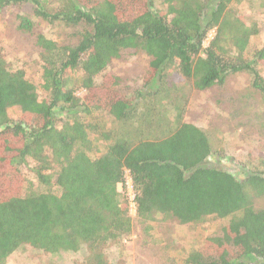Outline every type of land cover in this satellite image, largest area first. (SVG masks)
Wrapping results in <instances>:
<instances>
[{"label":"trees","instance_id":"obj_1","mask_svg":"<svg viewBox=\"0 0 264 264\" xmlns=\"http://www.w3.org/2000/svg\"><path fill=\"white\" fill-rule=\"evenodd\" d=\"M53 1L55 14L42 0H0V10L32 3L35 16L50 24L81 29L75 46L36 36L43 51L40 87L48 95L42 102L24 71L9 70L0 51V264L24 246L50 254L86 247L94 264H110L104 246L125 241L134 230L119 191L126 172L141 225L230 219L179 264H264V206H257L258 200L264 204V169L239 180L224 166L210 164L207 134L181 116L174 120L176 129L162 136L115 137L94 159V143L80 117L101 110L137 134L144 125L156 129L161 119L172 128L165 110L145 105L140 113L142 101L160 98L171 70L201 91L245 73L264 101L259 67L264 48L249 50L257 27H248L230 9L246 0H162L163 10L155 9L153 0ZM19 30L33 33L34 23L20 17ZM212 31L215 37L205 48ZM131 51L151 58L144 88L123 97L117 78L98 88L95 79ZM73 74L88 92L83 100L71 86ZM12 108L21 111L18 121L9 116ZM58 114L65 116L60 128ZM28 161L34 163L38 188L29 183L24 193L21 165ZM150 229L147 225L145 232Z\"/></svg>","mask_w":264,"mask_h":264},{"label":"rangeland","instance_id":"obj_2","mask_svg":"<svg viewBox=\"0 0 264 264\" xmlns=\"http://www.w3.org/2000/svg\"><path fill=\"white\" fill-rule=\"evenodd\" d=\"M42 1L48 12L56 13L57 8L53 0ZM153 1L155 9H164L162 0ZM230 9L242 17L248 27H257V34L250 39L249 50L254 52L263 49L264 0H246L241 4H232ZM20 17H28L34 23L33 33L19 30ZM80 32V28H70L62 22L50 24L35 16L32 3L0 10L2 56L9 70L24 71L26 79L37 88L41 102L45 101L48 95L40 87L43 51L36 45V36L42 34L59 46L66 47L79 43ZM215 34L216 31L209 33L204 43L205 48L209 46ZM150 62L151 58L143 52H127L114 60L107 70L95 79L96 86L99 88L117 78L120 81L121 96L134 97L133 95L144 88ZM259 67L264 77V62H261ZM78 75L71 76V86L77 89L76 95L83 100L88 92L77 86ZM165 87L162 88L160 98H147L144 105L142 101L140 113H143L145 105L165 110L167 118L173 122L172 128L161 122V119L163 124L158 125L159 122L156 129L149 131L144 125L143 134H137L130 125L119 124L101 110L80 114L94 143V150L90 155L94 159L100 157L113 144L115 137L122 135H133V139L138 141L146 135L157 137L167 134L176 129L174 120L181 116L184 123L193 124L207 134L213 148V155L208 160L210 164L224 166L239 180L245 179L247 173L255 168L264 169V101L261 94L252 87L247 74L231 75L223 85L201 91L193 86L192 81L171 70ZM8 113L13 120L20 119L19 109H9ZM60 119H65V116H57L59 128L62 125ZM3 156L7 158L5 154ZM33 166L32 161L21 165L26 180L24 193L29 183H34L38 188ZM119 191L128 202L134 230L125 241L104 246L101 252L110 264H179L191 250L204 244L210 234L220 231L230 222L229 218H209L202 224L180 225L174 220H158L147 224L151 229L145 232L147 225L140 224L136 209L131 205L134 190L129 172H126L125 183L119 186ZM260 202L257 201V206L263 207L264 204ZM93 259L95 260L86 247L78 252L50 254L24 246L14 252L5 264H94Z\"/></svg>","mask_w":264,"mask_h":264},{"label":"built area","instance_id":"obj_3","mask_svg":"<svg viewBox=\"0 0 264 264\" xmlns=\"http://www.w3.org/2000/svg\"><path fill=\"white\" fill-rule=\"evenodd\" d=\"M131 205H133V207L136 209V205H135V194H134V198L131 199Z\"/></svg>","mask_w":264,"mask_h":264}]
</instances>
